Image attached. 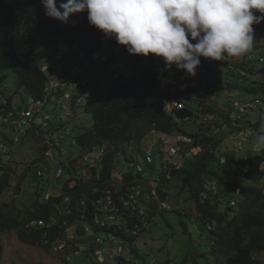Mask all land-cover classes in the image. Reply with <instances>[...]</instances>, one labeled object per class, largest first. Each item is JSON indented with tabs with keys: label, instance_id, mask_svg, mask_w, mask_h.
Returning <instances> with one entry per match:
<instances>
[{
	"label": "trees",
	"instance_id": "trees-1",
	"mask_svg": "<svg viewBox=\"0 0 264 264\" xmlns=\"http://www.w3.org/2000/svg\"><path fill=\"white\" fill-rule=\"evenodd\" d=\"M55 2L59 6L64 0H55ZM253 28L254 35L264 38V21H261L259 25H253ZM50 42L67 43L72 49H75L73 44H78L79 57L102 63L104 61L99 57H94L100 52L102 46L108 44L115 49L126 73L119 74L117 79H114L113 75L111 79H108L104 77V72L103 76L90 83L93 86L91 91L81 96L85 99L79 104L84 113L89 116L90 123L84 126L57 125L55 127L69 128L67 140L70 141L73 137L76 150L82 154L89 152L93 147H102L104 155L99 162L100 174H103L101 184L109 180L108 186L115 189L120 188L118 186L120 184L123 191L127 184L131 187L139 183L148 186L149 178H140L139 175L132 173H125L120 183L110 178L120 157H126V146L145 148L148 144L142 140L148 138L146 135L149 132L188 133L176 120L190 117L192 114L190 109L174 108L170 113L163 109L165 99L171 102L179 100V95L173 90V81L179 73L172 72V67H166L164 61L153 54L147 57L128 54L125 46L118 45L114 38L105 37L100 30L89 25L86 11L70 15L69 22L64 24L45 16L41 0H0V82L6 79V71H12L17 75L19 86H23L27 94L42 98L44 87L51 76L47 74L48 70L43 69L44 63L35 58V53L44 44ZM80 53H83V56ZM71 69L73 67L70 66L63 72L69 74ZM75 75L76 72L71 74V76ZM81 76V73L77 74L74 81L79 80V83L83 84ZM252 91L256 93L263 91V96L256 94V97L264 100L263 88L256 87ZM63 93V90H59L57 96ZM8 100H11V97ZM200 103V101L195 102L194 107H202V112H220L213 105ZM77 104L73 97L70 105L72 110ZM245 126L244 123L239 124V128ZM28 132L33 133V128H30ZM188 134L193 137L201 136L202 148L193 157L186 159L180 169L171 168L170 179L165 177L160 167L158 155L161 146L158 137L155 142L157 154H153L152 151L156 158L154 163L146 167V172L149 174L154 170L156 163L159 165L158 175L161 176L159 181L161 184L157 187V192L160 200L169 199H167V191L170 189L165 190L162 185L178 180L180 182L177 188L179 197L187 190L189 194L187 199L194 203V212L191 217L197 225H200L201 237L199 241H196L201 247L194 249L192 253L188 249L181 256L178 264H200L202 259L205 260V264H264V260L256 256L264 253V153L253 154L244 160H236L233 154L225 163H221L216 154L222 137L213 138L197 132ZM210 141L214 143L210 145ZM40 157H44V154L41 153ZM40 157L29 163L17 178L12 175L10 165H3L0 169V234L5 230H14L22 243L38 245L40 242H46L49 251L53 252V244L67 240L74 222L67 217L70 214H65L67 216L61 214L64 210L59 213L55 211L57 203L64 202V195L67 194L70 201L73 200L76 203L87 198L86 195L91 197L94 179L78 180L76 178L72 180V184L71 180L67 179L61 197H50L44 201L35 198L36 186V193L32 192L35 200L22 208H16L14 201L6 202L2 197L6 188H9L10 195L21 194L27 186L31 188L33 185L31 181L38 178ZM232 163L236 167H241V170L243 168V181L237 177L236 169L232 175H229L227 166ZM92 170L95 172L97 167ZM151 188L150 183L148 195ZM142 191L144 192L143 188ZM151 208L153 216L149 218L150 223L156 222L157 215L163 212L154 203L151 204ZM170 210L181 215L176 208L171 207ZM170 210L164 209V211ZM36 219L53 222H48L43 228L28 226V223ZM136 221L141 223L142 220ZM150 233L152 229H143L139 235L130 237L119 232L116 236L124 237L126 244L131 246V259L137 260L138 264H156L154 247L151 248L154 256L149 254L140 256L141 252L135 247L138 239L147 242L144 235ZM84 239L76 238L72 245L90 242L86 241L87 238ZM161 250L157 251L161 252ZM64 255L66 254L62 252V256ZM114 264L135 263L120 252V255L114 258ZM165 264H171V261Z\"/></svg>",
	"mask_w": 264,
	"mask_h": 264
},
{
	"label": "built area",
	"instance_id": "built-area-1",
	"mask_svg": "<svg viewBox=\"0 0 264 264\" xmlns=\"http://www.w3.org/2000/svg\"><path fill=\"white\" fill-rule=\"evenodd\" d=\"M263 38V37H261ZM255 44V43H254ZM264 45H256L253 50L243 57H228L222 61H213L204 57L200 58V65L196 69L195 77L186 75H178L173 81L175 87L173 88L179 95V100L171 102L169 99L163 101V109L170 113L174 108L182 109L187 108L186 103L181 99L182 93L190 94V100L194 103L201 102L203 105H212V97L216 95L215 89L221 86H231V78H238L248 82L249 87L258 86L264 89V67L259 65L264 64V52L261 48ZM60 54H64L65 50L59 48ZM83 56V53H80ZM98 58V57H96ZM158 59L163 60L158 57ZM102 60V59H101ZM105 60V59H104ZM103 60V61H104ZM76 72L75 76H71ZM80 70H70V73H60L53 79H50L43 91L42 98H36L28 96L26 100L16 105H9L6 103V99L0 93V152L3 155H7L10 152V146H13L20 142V137L27 133L30 128H35L38 134L44 135V145L42 157L43 164L50 168L51 165L57 167L56 176L61 177L64 174L68 176V179L72 180L80 179H94V187L92 188L91 197L86 195L87 198L82 199L80 202L70 201L69 195L65 198L61 210V214L70 217L73 222V227L70 229V233L67 236V240L57 241L53 244V252L59 254L62 257V252L66 255L71 252H79L92 250L97 257L100 258L101 264H114V258L120 255L124 244L127 241L124 237H117V233L121 232L128 236L139 235L143 229H150L153 227L154 221L149 222V218L153 213L151 204H156L158 209H169L170 205L166 201H162L158 197L157 187L161 184V176L154 175L152 171L148 174L146 172L147 165L154 163V156L152 151L147 148L135 149V154L132 151V146L127 145L126 157H120L121 164H126L129 167V173L133 175H139V177L149 178V185L130 186L125 185L121 190V185L113 189L108 186L109 180L101 184L102 175L99 170V162L104 155L102 147H93L89 152L82 154L76 150V142L73 137L69 136V128L64 126L55 127L56 125L50 123L51 116L45 113V107L53 102L61 104V99H71L67 91L70 87H74L77 81L74 78ZM117 75L115 76V78ZM63 90L64 93L61 96H57V92ZM210 92H213V96H210ZM229 97L232 96V92H229ZM74 97V96H73ZM72 97V98H73ZM76 101L80 102L77 97H74ZM206 100V101H204ZM206 102V103H205ZM200 103V104H201ZM213 105H215L213 103ZM263 101L258 97L244 98L242 100H234L231 102L229 109H221L223 115H216L214 113L202 112L200 109L198 113L192 108L193 115L186 118L189 121H196L199 126L202 127L201 133L206 136L216 138L211 133H219L223 139H233L234 148H243L247 139L257 130H251L250 128H239L240 123L246 124V115L250 112L261 113L263 107ZM55 106V107H56ZM64 107V108H62ZM199 107V106H198ZM190 109V107H188ZM258 108V109H257ZM61 110L64 112L63 116H67L68 106L61 104ZM254 110V111H252ZM197 114V117H194ZM213 115L220 117L219 124L215 123L216 129H213V123L216 122ZM223 119V120H222ZM233 120V122H231ZM178 123L181 119L176 120ZM248 121V119H247ZM42 125H41V124ZM48 124H50L48 126ZM208 125L209 128H204L203 125ZM247 125V124H246ZM227 127L228 132H225L224 128ZM47 128L46 131H43ZM52 128H56L53 129ZM242 129V130H240ZM239 134L237 135V133ZM157 137L160 140V167L162 173H164L167 179L171 178V168L180 169L186 159L191 158L201 148L199 137H193L186 133H157ZM228 135V136H227ZM4 139L11 140L10 146L4 142ZM65 140L66 144H65ZM214 143L212 141L209 142ZM59 146V147H58ZM221 147V143L218 148ZM71 148L69 154L68 149ZM157 158V159H158ZM181 161V162H180ZM224 161V159H222ZM119 164V163H118ZM116 164V166H118ZM120 164V165H121ZM97 167V170L93 172L92 168ZM38 175L42 176L43 171L40 168ZM123 173L119 176L123 180ZM115 177L113 172L110 179ZM139 178V179H140ZM152 185L149 190L150 195L147 194L148 187ZM107 184V185H106ZM144 189V192L142 191ZM115 190V192H114ZM125 194L123 195V193ZM118 196H115V195ZM72 198V197H70ZM74 213L73 215H71ZM142 220L141 223L136 220ZM49 223L53 221H48ZM47 221H39V224L46 225ZM67 223V221H65ZM64 223V224H65ZM149 227V228H144ZM85 235V237H84ZM90 237V242L86 244L79 243L72 245V242L78 239H84ZM85 240V239H84ZM105 243L111 245L110 248L105 246ZM66 260V259H65ZM63 260V264L65 263Z\"/></svg>",
	"mask_w": 264,
	"mask_h": 264
},
{
	"label": "rangeland",
	"instance_id": "rangeland-1",
	"mask_svg": "<svg viewBox=\"0 0 264 264\" xmlns=\"http://www.w3.org/2000/svg\"><path fill=\"white\" fill-rule=\"evenodd\" d=\"M256 15H261L260 13H256ZM260 24V23H259ZM256 24V25H259ZM256 45H261L263 43V38L260 36L254 35ZM195 43V41H192ZM59 48L66 51L64 55L59 54ZM72 49L67 43H61L60 45L57 42H50L44 44L36 53L35 58L40 61L44 65H48L47 74L52 76L56 71L68 69L70 66L77 69H81L82 74V83L74 84V87H70L68 90V95L71 99L63 98L61 99V104H65L70 108L68 110V115L63 116L64 112L61 110V104L56 102L50 103L45 107L44 112L50 114L51 123H55V125H69V126H84L90 123V118L88 115L84 113L83 108L79 105L85 97H78L80 102L76 101L78 104L74 110L70 107L73 96L83 95L85 92L88 93L91 91L92 87L90 83L95 81L96 78L103 76L111 79L114 74V70H117L118 74L126 73V71L122 68V62L118 57V54L115 52V49L108 44H104L99 53L95 54L94 57H99V59L104 60L105 62L100 61H90L85 58L79 57L80 48L78 44H73ZM261 52H264V46L261 48ZM260 67H264V64L259 65ZM172 72H178L179 75H186L184 70H178L175 65L172 66ZM6 79L0 82V93L5 96H12V99L19 102V99L22 97H26L27 93L23 86H19L18 78L15 73L12 71H6ZM80 77V78H81ZM94 83V82H93ZM84 85V87H82ZM175 84L173 83V87ZM249 87V84L245 80H240L238 78H231V86H221L215 89L216 95L213 96V92H210V96L212 97L213 103L216 107H222L224 109H229L231 106V102L234 100H242L244 98H253L256 94L258 96H263V91L260 93H256L252 90L245 91ZM229 92H232V96L229 97ZM181 99L184 103L188 104L189 107L192 108L194 104L190 100V94L182 93ZM206 101V100H204ZM264 103V100H262ZM84 102V101H83ZM206 103V102H205ZM213 104L212 102H209ZM204 104V103H203ZM201 104V105H203ZM56 106V107H55ZM64 108V107H62ZM202 107H198L195 109V112L198 113ZM258 109V108H257ZM254 111V110H252ZM259 112H250L249 115H246L245 120L246 128H250L251 130H257L259 128L260 123V110ZM262 113H264V105L262 107ZM216 115H221L220 112H214ZM222 116V115H221ZM194 117H197V114H194ZM213 119L216 121L213 123V129L217 130L216 124H219L221 121L220 117H216L213 115ZM247 119H249L247 121ZM233 122V120L231 121ZM182 128H184L188 132H197L199 127L197 123L189 121L187 123H182ZM204 128H209L206 124L203 125ZM78 128V127H77ZM47 128H44L43 131H46ZM225 132H228L227 127L224 128ZM242 130V129H240ZM213 136L218 137L219 133H211ZM239 132L237 133V135ZM256 132H254L248 139L247 142L243 145V148H234L233 147V139L225 138L223 146L219 152L224 156L226 160L230 158L233 154L235 155L236 160L239 159H247L253 154H260L251 150V143L255 138ZM228 136V135H227ZM155 137H157L155 135ZM221 137V135H220ZM224 134L222 132V141ZM44 135L33 132L28 135V137L20 143L19 146H16L12 149L9 156L4 157L3 160L7 161V164L10 165L12 169V175L14 177H18L22 174L23 169L33 161L39 158V155L42 151V146L44 145ZM157 139H152V142H156ZM147 139L145 138V142ZM45 142V141H44ZM66 144V142H65ZM148 148H151L153 154H157V144L152 143L148 145ZM133 153L135 154L136 146L132 147ZM69 154L71 153V149H68ZM127 153V148L125 149ZM141 152H144L142 149ZM154 156V155H153ZM156 158V157H154ZM181 162V161H180ZM232 162V161H231ZM119 163L121 164V159H119ZM118 164V171L115 172L116 175H120L129 173V167L126 164ZM119 166L121 167L119 169ZM46 168L44 171V177H38L33 179L31 188L29 186L25 187L21 194L10 195L9 188H6L2 193V197L6 202L14 201V206L16 208H22V206L29 205L35 198H39L44 201L47 199V194L50 197L60 196L62 190L64 191V184L68 179V176L64 174L61 178L56 177L57 167L51 169L49 173ZM229 171V175H232L233 172L236 171L237 177L240 178L241 181L244 180V174L242 173L243 168L236 167L233 163L227 166ZM48 170V171H46ZM154 175L159 173V165L156 163L155 168L152 171ZM119 178V176H117ZM14 182V181H13ZM12 182V183H13ZM11 183V184H12ZM149 183V182H147ZM10 184V185H11ZM28 185V184H27ZM37 186V193L35 187ZM138 186H141L139 184ZM180 186V182L178 180H172L168 182L162 187L166 189H170L167 191V201L171 205L172 209L178 210L181 215H178L174 210L163 211L157 215L155 227L153 228L154 232L150 234H145L147 242L144 246H152L154 247L156 258V264H165V262L171 261V264H178L181 260V256L189 249L194 252V249L197 250L201 247V245L197 241L200 239V225H197L195 220L191 217L194 212V203L187 199L188 192L187 190L182 192V196L179 197L177 188ZM43 187V189H41ZM62 189V190H61ZM43 191V197H42ZM32 192H35V198L32 195ZM5 193V194H4ZM48 198V199H49ZM62 215H64L62 213ZM190 215V216H189ZM187 229L188 231L184 230ZM190 232V234H189ZM85 237V235H84ZM150 238V239H149ZM86 241H90V237H87ZM2 244V245H1ZM105 246L110 248L111 245L105 243ZM143 246L142 241L136 244V249L140 251V256H144L146 253V248ZM131 246L127 245L124 250V254H128L130 252ZM158 249H162L161 252L157 251ZM175 251H177L175 253ZM153 255V251L151 249L148 250V253ZM258 258L264 260V253H259L256 255ZM67 262V264H101V260L99 257L95 255L92 250L89 251H79L77 253L71 252L67 255L62 256L61 258L55 252H49L47 246L42 242L38 243V245H27L22 243V241L18 240L17 234L14 230H5L0 234V264H63V260ZM200 264H205V260H200Z\"/></svg>",
	"mask_w": 264,
	"mask_h": 264
},
{
	"label": "clouds",
	"instance_id": "clouds-1",
	"mask_svg": "<svg viewBox=\"0 0 264 264\" xmlns=\"http://www.w3.org/2000/svg\"><path fill=\"white\" fill-rule=\"evenodd\" d=\"M41 4L46 17L64 24L69 22L70 15L86 11L89 25L100 30L105 37L114 38L118 45L125 46L128 54L143 55L145 57L153 54L162 58L166 67L171 68L175 65L178 70H184L190 77H195L201 57L213 61H222L225 56L243 57L249 54L253 50L255 41L253 25L264 21V0H64L59 6H57L55 0H41ZM257 12L261 15H256ZM192 41H195V43H192ZM77 69L73 68V70ZM79 70L81 72V69ZM62 72L63 70H60V73ZM60 73L56 72L50 79L55 78ZM118 76V72H114L113 78L117 79ZM2 95L9 105L19 104L26 100L28 96H31L27 94L26 97H22L17 102L12 99V96ZM84 95L85 93L76 97ZM9 97H11V100H8ZM186 105L188 106V104ZM192 108L195 109L194 106ZM192 108L190 107L192 111L190 119L194 111ZM216 108L221 111L219 107ZM259 120V128L250 147L254 152L264 153V113H261ZM187 122H189V119H184L179 123L185 124ZM192 122L197 123L196 121ZM28 130L25 135L20 137V142L13 146L9 144L11 140L4 139V142L10 146V152L7 155L0 152V169L3 165H8L3 158L9 156L12 149L19 146L24 138L26 139L31 134ZM201 130L202 127L200 126L197 133H201ZM33 132H36L35 128H33ZM224 140L221 142V146H223ZM220 149L221 147L217 148L216 156L221 163H225L227 160L219 152ZM42 151L41 153H43ZM39 166L43 171V175L39 176L37 173V176L44 177V171L47 167L43 164L42 157H40ZM54 167L51 165L49 171H46L50 173ZM117 171L118 166L115 167L114 173ZM117 176L119 175L115 174L113 180L118 181V183L122 182V178ZM60 193L63 194V190ZM43 194L42 191V197ZM49 195H46L47 199ZM67 196L68 194L64 195L63 201ZM53 197L57 198L61 195H54ZM166 202L168 203V201ZM62 204L63 202H58L55 211H59ZM170 209L171 207L166 210ZM159 210L164 211V209ZM39 221H42V219L32 220L28 223V226L43 228L45 225L39 224ZM155 223L150 228L152 233L154 232ZM140 240L138 239L135 244L139 243ZM42 243L47 246L46 242ZM142 243L144 246L146 242L142 241ZM122 246L120 252L124 253L127 244ZM144 247L146 248L145 254L150 255L148 250L152 246ZM47 249L49 251L48 247ZM131 254L129 252L125 255L135 264H138L137 260L131 259ZM59 257L61 258L60 255Z\"/></svg>",
	"mask_w": 264,
	"mask_h": 264
},
{
	"label": "crops",
	"instance_id": "crops-1",
	"mask_svg": "<svg viewBox=\"0 0 264 264\" xmlns=\"http://www.w3.org/2000/svg\"><path fill=\"white\" fill-rule=\"evenodd\" d=\"M59 43V42H58ZM61 43H59V45H60ZM44 69L47 71L48 70V65L46 66L45 65V67H44ZM60 71V70H59ZM57 73H58V71H56ZM56 72L54 73V74H56ZM53 74V75H54ZM256 87H258V86H254V87H251V89H246L245 91H249V90H253L254 88H256ZM256 96V95H255ZM246 99H248V98H246ZM221 115H223V113H221ZM223 120V119H222ZM172 133H178V132H172ZM155 132L154 131H151V132H149L147 135H146V137H148V138H146L147 139V141L145 142V138L142 140V141H144L145 143H147L148 145H150V144H152V143H155V142H152V139H156V137H155ZM145 148H147V149H149L148 148V146H146Z\"/></svg>",
	"mask_w": 264,
	"mask_h": 264
}]
</instances>
